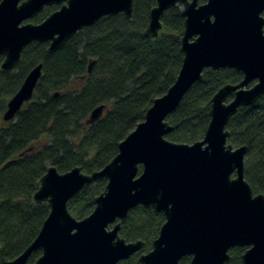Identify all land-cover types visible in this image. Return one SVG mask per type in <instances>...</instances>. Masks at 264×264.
Wrapping results in <instances>:
<instances>
[{"label":"water","instance_id":"95a60500","mask_svg":"<svg viewBox=\"0 0 264 264\" xmlns=\"http://www.w3.org/2000/svg\"><path fill=\"white\" fill-rule=\"evenodd\" d=\"M54 5L59 9L41 23L28 22ZM178 5L184 18L183 59L174 84L154 100L102 170L87 175L80 168L64 174L47 169L32 200L48 203L49 214L36 238L8 264H27L36 252L41 255L35 264H118L143 247L141 241L128 243L119 236L121 222L138 206L165 218L139 264H179L184 257H190L189 264H228L233 248H246L242 264H264V195H254L245 181L247 146L229 145L226 128L239 108L264 96V0H155L146 35L157 37L161 16ZM132 11L133 0H0V70H15L33 42L48 43L53 53L101 18L123 14L131 19ZM41 68H33L8 101L4 121L13 120L32 99ZM205 69H234L243 79L214 94L202 140L170 142L166 119ZM104 110L95 108L85 125L94 124ZM101 178L107 184L94 210L76 220L68 202Z\"/></svg>","mask_w":264,"mask_h":264},{"label":"trees","instance_id":"16d2710c","mask_svg":"<svg viewBox=\"0 0 264 264\" xmlns=\"http://www.w3.org/2000/svg\"><path fill=\"white\" fill-rule=\"evenodd\" d=\"M154 6L155 0H133L131 19L123 14L103 17L53 53L48 52V43L33 42L23 50L15 70H0V264L22 254L49 214L48 203L32 200L47 169L54 167L64 174L80 168L87 175L102 170L117 155L120 142L144 120L154 100L174 84L183 59L184 18L180 6H173L161 16L159 35L148 36V14ZM57 9L48 6L29 22L39 24ZM38 65L41 76L32 99L13 120L4 121L8 101ZM242 79L243 74L234 69H205L201 81L167 117L172 130L165 138L177 144L202 140L212 97L221 87ZM99 106H105L102 117L86 126ZM226 128L229 145L247 146L245 181L254 195H264V96L239 108ZM106 184L101 178L84 188L68 202L69 213L76 220L89 216ZM164 222V215L152 209L131 210L121 222L119 236L128 243L141 241L143 247L118 264H139V256L151 250ZM245 250L231 249L228 264H242ZM40 255L32 254L27 264H35ZM189 262L190 257H184L179 264Z\"/></svg>","mask_w":264,"mask_h":264},{"label":"rangeland","instance_id":"374dc122","mask_svg":"<svg viewBox=\"0 0 264 264\" xmlns=\"http://www.w3.org/2000/svg\"><path fill=\"white\" fill-rule=\"evenodd\" d=\"M179 6H180V5H179ZM58 7H60V6H58ZM44 8H46V7H44ZM44 8H43V10H44ZM180 9H181V6H180ZM43 10H42V11H43ZM42 11H41V12H42ZM41 12H40V13H41ZM40 13H39V14H40ZM29 21H30V20H29ZM29 21H28V22H29Z\"/></svg>","mask_w":264,"mask_h":264}]
</instances>
